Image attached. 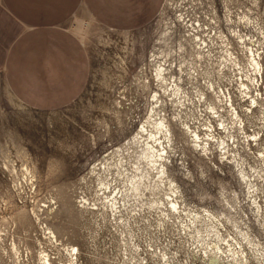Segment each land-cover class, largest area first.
Listing matches in <instances>:
<instances>
[{
    "label": "rangeland",
    "instance_id": "374dc122",
    "mask_svg": "<svg viewBox=\"0 0 264 264\" xmlns=\"http://www.w3.org/2000/svg\"><path fill=\"white\" fill-rule=\"evenodd\" d=\"M68 26L90 62L69 104L26 108L0 72V264H206L203 249L215 241L225 250L237 241L245 264H264V0H164L135 30H106L83 14ZM244 42L263 65L257 87L246 73L249 85H240L237 64L251 70ZM217 95L228 99L223 108ZM151 108L171 129L167 169L179 212L167 205V179L159 183L133 141L141 125L151 131ZM179 121L224 143L200 153Z\"/></svg>",
    "mask_w": 264,
    "mask_h": 264
},
{
    "label": "crops",
    "instance_id": "0c3cea01",
    "mask_svg": "<svg viewBox=\"0 0 264 264\" xmlns=\"http://www.w3.org/2000/svg\"><path fill=\"white\" fill-rule=\"evenodd\" d=\"M164 0H0V72L10 95L31 110L73 101L89 77V55L68 26L85 15L110 31L151 21Z\"/></svg>",
    "mask_w": 264,
    "mask_h": 264
},
{
    "label": "bare ground",
    "instance_id": "6f19581e",
    "mask_svg": "<svg viewBox=\"0 0 264 264\" xmlns=\"http://www.w3.org/2000/svg\"><path fill=\"white\" fill-rule=\"evenodd\" d=\"M181 18V17H180ZM192 31V30H191ZM167 35V34H166ZM197 39L199 40V42L203 43V39L200 37H197ZM196 40V39H195ZM244 40V39H243ZM252 41H250L251 43ZM163 43V42H162ZM202 44L195 42V47H197L198 49H201ZM255 47V46H254ZM228 48V47H227ZM252 44L248 45L244 42V49L246 51V56H247V64L249 66V68H251V70L249 71V69L245 71V68L243 66H240L239 63L237 64L236 60V64L239 66L238 71H239V76H240V85L244 88V87H248L249 84L245 83V80L242 79V76L245 75L246 73V82H251L252 85L256 86L255 84L258 83V77H261V73H262V66L261 65V61H259L258 59V53L256 52V49H252ZM198 52V51H197ZM228 52V51H227ZM198 54V53H197ZM232 53L228 52V56L230 57ZM168 56V55H167ZM232 56V55H231ZM260 57V56H259ZM200 58V57H199ZM231 58V57H230ZM230 58H228L230 60ZM227 60V58L225 59ZM225 62V61H224ZM224 62H222L221 64H218L219 67L223 66ZM228 64V62H227ZM235 64V63H233ZM162 65V64H161ZM164 65V64H163ZM229 66V65H228ZM235 66V65H234ZM160 65H156L155 66V75H159L161 74L160 72ZM179 69V68H178ZM162 70V69H161ZM222 70V69H221ZM237 71V70H236ZM165 74V73H164ZM163 75V74H162ZM161 75V76H162ZM236 75V74H235ZM159 78V77H158ZM172 79V77H171ZM239 79V78H238ZM171 82V80H170ZM167 84V83H166ZM172 86V85H171ZM250 87V86H249ZM257 87V86H256ZM171 89V87H169ZM173 89V88H172ZM241 89V88H240ZM253 89V88H252ZM174 90V89H173ZM176 90V88H175ZM247 90V89H246ZM170 91V90H169ZM255 90L253 89V92ZM175 92V91H174ZM249 92V91H248ZM247 92V93H248ZM173 93V92H172ZM245 93V92H244ZM163 94V93H162ZM180 94V93H179ZM243 94V93H242ZM255 94V93H254ZM257 94V93H256ZM175 95V94H174ZM244 95V94H243ZM246 95V94H245ZM250 96V101L248 102H255L254 97L251 95V93L249 94ZM157 96V95H156ZM177 96H179L177 94ZM259 97V95L257 96ZM175 98V97H174ZM179 98V97H178ZM215 98H217V102L222 104L223 108V104H226L227 100L222 101L220 96L217 95ZM245 98V97H244ZM247 98V97H246ZM173 99V98H172ZM225 99V98H224ZM259 99V98H258ZM155 99H153L154 101ZM261 100V99H260ZM201 101V100H200ZM259 101V100H258ZM171 102V100H170ZM181 102V101H180ZM264 102V99H263ZM229 103V102H228ZM257 106V105H256ZM155 107V106H154ZM215 107V106H214ZM225 107V106H224ZM232 107V106H231ZM251 107V106H250ZM261 107V106H260ZM210 108V106H209ZM229 108V107H228ZM234 108V107H233ZM216 108H214L213 110H216ZM152 115H150L148 117V120H146L150 127H151V131H147L146 127L144 125H141V128H139L138 132L136 133V135H134L133 137V141L134 144H137L139 146V150H140V157L142 159L145 160V162L147 163V165L149 166V168L154 169L156 172V177L158 178L159 183H163L164 179H167V186H168V191L169 194H167L168 197V201H167V205H169L170 210L171 211H175V212H179L180 209V204H183V201L181 200V197H179L177 194V190H178V186H176L175 182L169 178V174H168V169H167V161L169 160V151L170 149V143L172 141V133H171V129L169 126V122L168 120L165 118L164 115H160L159 111L154 110L153 108H151ZM235 110V109H234ZM232 111H229V114L233 115L231 116L230 120H235L232 119V117L234 118V116L236 117L235 113H232ZM235 112V111H234ZM237 112V111H236ZM238 113V112H237ZM263 113V112H262ZM239 117V116H238ZM239 119V118H238ZM239 121V120H238ZM232 122V121H231ZM234 122V121H233ZM232 122V123H233ZM236 122V121H235ZM241 122V121H240ZM180 126H182V131L181 133L186 136L189 137L191 143L193 144V147L196 150H199L200 153H203L205 150V145L208 144V142H210L211 140H217L218 142H220V144H223V140L222 139H218V138H214L213 135H210L207 138L202 139L195 130H192V128L182 122L179 121L178 122ZM242 123V122H241ZM236 124V123H234ZM147 125V124H146ZM231 126V125H230ZM234 127V125H232ZM240 127V126H239ZM224 129V128H223ZM234 129V128H233ZM244 130V129H243ZM241 130V131H243ZM224 139V138H223ZM213 143V142H212ZM259 144V143H258ZM219 145V144H218ZM227 146V145H226ZM208 148V147H207ZM228 148V147H227ZM248 148V146H247ZM258 156L257 158L259 159V163H260V167L259 170L261 171L262 168H264V146L263 144L260 146V148L258 149ZM234 160V159H233ZM133 168L135 166H132ZM256 171V170H255ZM255 173V172H254ZM251 176V175H250ZM258 176V174H257ZM239 177L240 179H242L243 181H246V185L248 186V190L249 192H247V195H250L252 199H254L253 196V188H255L250 179L248 174H246L244 171H239ZM141 178V177H140ZM131 186H129L132 190H136L138 187L137 181L131 180L130 181ZM104 188V187H103ZM257 188V187H256ZM247 190V191H248ZM256 191V190H255ZM255 194V193H254ZM254 201V202H253ZM253 205H255L257 207V203L255 202V199L253 200ZM229 204V203H227ZM230 205V204H229ZM255 208V207H254ZM259 208V206H258ZM259 210V209H258ZM258 213V212H257ZM224 215V214H223ZM197 216V215H196ZM206 217L209 221L211 220H215V223H219L221 225V220L218 219V215H213V213H206ZM221 217V216H220ZM225 220L227 222L230 221V219L228 218L229 216L224 215ZM197 218V217H196ZM259 218V217H258ZM195 219H192V222ZM212 225V224H211ZM215 227V226H213ZM237 230V229H235ZM50 233H52L50 231ZM197 235H199V232L196 231ZM218 234V232H216V235ZM237 234V233H236ZM240 234V233H238ZM241 235L243 236V239L245 240L247 237L246 234L241 232ZM219 237V236H217ZM232 239V238H231ZM247 240V239H246ZM220 241H224V239L221 238ZM249 241V240H248ZM250 242V241H249ZM226 247H228L226 250L225 248H222L221 244L217 241L207 244L206 248L203 249V254H204V258H205V262L206 264H226L224 262H227L230 258V261L227 262V264H245L244 261V256H243V251L242 246H240V243L235 241L234 244H231L229 242L226 241ZM250 245V243H249ZM237 246L239 249H237ZM71 249L73 250L74 248L71 247ZM253 250V249H252ZM256 253V252H255ZM47 258V256H46ZM45 258V256H42V260L43 262H47V259ZM224 258L226 259V261L224 260ZM246 262V261H245Z\"/></svg>",
    "mask_w": 264,
    "mask_h": 264
},
{
    "label": "built area",
    "instance_id": "2783aa9c",
    "mask_svg": "<svg viewBox=\"0 0 264 264\" xmlns=\"http://www.w3.org/2000/svg\"><path fill=\"white\" fill-rule=\"evenodd\" d=\"M161 70V69H160ZM157 76V75H156Z\"/></svg>",
    "mask_w": 264,
    "mask_h": 264
}]
</instances>
